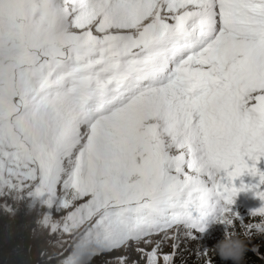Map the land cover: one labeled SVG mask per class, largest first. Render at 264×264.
<instances>
[{
	"label": "snow or ice",
	"instance_id": "6c2138e0",
	"mask_svg": "<svg viewBox=\"0 0 264 264\" xmlns=\"http://www.w3.org/2000/svg\"><path fill=\"white\" fill-rule=\"evenodd\" d=\"M261 157L264 0H0V194L84 228L61 264L164 234L137 249L159 264L209 222L264 232V207L230 208Z\"/></svg>",
	"mask_w": 264,
	"mask_h": 264
},
{
	"label": "rangeland",
	"instance_id": "374dc122",
	"mask_svg": "<svg viewBox=\"0 0 264 264\" xmlns=\"http://www.w3.org/2000/svg\"><path fill=\"white\" fill-rule=\"evenodd\" d=\"M252 163L253 161H249L250 166ZM256 168L264 173V157L256 163ZM242 182L245 185H258V187L239 192L230 205L231 211L238 214L245 225L256 223L261 218L258 215L254 217L251 213L264 207V200L257 195V192H264V183H260L259 174L253 176L247 173L239 177L235 184L239 187ZM46 198L45 196L34 200L26 192L9 193L7 189L0 194V264H13L10 263L11 259L20 255H23L25 263L15 264H43L57 261L64 259L78 243L84 228L71 233L64 232L63 222L68 210H57L58 200L54 201L51 207L43 204L42 200ZM44 214L51 215L48 224L43 223ZM53 223L58 225L55 231L52 230ZM227 227L230 232L234 227L232 235L244 239L247 244V252L242 264H264V232L252 229L250 234H246V229L242 228L239 222ZM179 231L181 235L178 239L174 241L169 238L163 242L158 258L159 264H163V254L173 253V243L179 245L175 249L173 264H205L206 260L211 264H234L232 260L221 259L213 250L225 238L226 226L224 224L214 223L202 233L194 231L196 237L194 240L183 235L182 228ZM175 232L176 230L173 229L169 235ZM24 234L25 239H23ZM162 235L164 234L153 236V244L160 240ZM153 244L146 245L143 242L137 244L130 241L126 247L102 250L93 256L88 264H147L146 255H142L137 249L142 248L146 252L153 247Z\"/></svg>",
	"mask_w": 264,
	"mask_h": 264
},
{
	"label": "clouds",
	"instance_id": "9594fccd",
	"mask_svg": "<svg viewBox=\"0 0 264 264\" xmlns=\"http://www.w3.org/2000/svg\"><path fill=\"white\" fill-rule=\"evenodd\" d=\"M212 224L214 223L209 222L207 228L210 227ZM24 235H23V239H25ZM213 250L215 251L216 255L223 260H232L234 264H242L244 256L247 252V244L244 239H241L238 236L232 234H225V238L222 241H220L213 248ZM75 251L77 255V264H88L92 256H90L87 252H84L79 248H77ZM53 262L56 261H50L48 263H43V264H50Z\"/></svg>",
	"mask_w": 264,
	"mask_h": 264
},
{
	"label": "trees",
	"instance_id": "16d2710c",
	"mask_svg": "<svg viewBox=\"0 0 264 264\" xmlns=\"http://www.w3.org/2000/svg\"><path fill=\"white\" fill-rule=\"evenodd\" d=\"M24 238H25V235H24ZM9 253H10V256H11V252H9ZM62 261H63V259L58 260V261L53 262V263H50V264H61ZM19 262H24L25 263V260L23 259V255L15 257V259H11V261H10V263H13V264L19 263ZM26 264H28V263H26Z\"/></svg>",
	"mask_w": 264,
	"mask_h": 264
}]
</instances>
